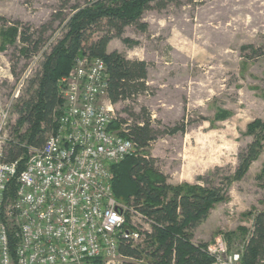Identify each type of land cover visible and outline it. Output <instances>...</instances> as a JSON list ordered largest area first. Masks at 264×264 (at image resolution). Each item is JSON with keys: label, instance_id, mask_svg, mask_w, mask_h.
I'll use <instances>...</instances> for the list:
<instances>
[{"label": "rangeland", "instance_id": "rangeland-1", "mask_svg": "<svg viewBox=\"0 0 264 264\" xmlns=\"http://www.w3.org/2000/svg\"><path fill=\"white\" fill-rule=\"evenodd\" d=\"M87 1L0 0V46L2 31L16 21L45 40L29 56L19 41L0 50V116L8 113L3 147L18 140L13 132L17 100L30 96L43 53L62 37L73 6ZM142 21L146 31L128 26L127 41L114 38L109 45L110 51L149 64L148 90L115 104L116 116L131 123L132 113L146 109L158 135L137 155L153 159L168 183L203 186L209 179L219 184L235 174L239 153L254 140L246 133L248 124L264 120V0H177L164 9L153 3ZM177 123L184 124V133H164ZM263 168L264 148L247 174L233 180L229 199L216 204L196 230L197 241L221 237L231 250H241L240 228L247 234L253 222L245 213L263 207L264 180L258 178Z\"/></svg>", "mask_w": 264, "mask_h": 264}, {"label": "trees", "instance_id": "trees-1", "mask_svg": "<svg viewBox=\"0 0 264 264\" xmlns=\"http://www.w3.org/2000/svg\"><path fill=\"white\" fill-rule=\"evenodd\" d=\"M177 0H88L85 5H74L65 24L62 37L43 53L41 69L30 80L31 93L28 98L17 100L19 115L13 130L18 140L4 145L0 160L18 163V173L25 165L29 147H41L47 136L57 128V118L63 99L60 95L59 79L71 71L75 58L89 55L105 61L108 74V97L113 104L134 100L148 90V68L145 60L129 59L118 50H109L114 38H123L125 28L131 25L146 31L148 25L142 21L143 14L153 3L164 9ZM24 27L16 21L2 31L0 50L18 41L25 55L39 52L45 42L42 35ZM134 121L122 117L113 120L111 127L120 130L126 126L127 134L140 150L148 148L157 138L158 131L153 120L142 109V114L132 113ZM27 129L21 132L23 126ZM185 132L184 124L167 126L164 133L174 135ZM246 133L254 140L239 153V162L233 176H225L219 184L206 179V185L168 183L167 177L156 167L153 159L142 155H131L112 166L113 191L118 201L133 206L152 221L151 230L145 233L144 244L134 246L122 240V255L141 259L148 264H213V258L203 251L208 243L196 242L197 227L210 215L216 204L229 199L228 188L233 180H241L264 148V120L255 119L247 126ZM264 180V168L258 176ZM13 181H16L14 179ZM264 187V181H263ZM14 188V182L12 184ZM262 209L251 210L252 229L244 232L240 264H264V199ZM230 239V236H229ZM14 240L12 252L15 257Z\"/></svg>", "mask_w": 264, "mask_h": 264}, {"label": "built area", "instance_id": "built-area-1", "mask_svg": "<svg viewBox=\"0 0 264 264\" xmlns=\"http://www.w3.org/2000/svg\"><path fill=\"white\" fill-rule=\"evenodd\" d=\"M59 89L63 105L45 144L29 147L20 173L21 159L0 160V264H141L122 255L120 243L144 244L152 221L117 200L112 171L141 150L121 134L125 125L111 127L117 116L105 61L76 57ZM7 114L0 116V156ZM203 251L213 264H240L242 256L221 237Z\"/></svg>", "mask_w": 264, "mask_h": 264}, {"label": "crops", "instance_id": "crops-1", "mask_svg": "<svg viewBox=\"0 0 264 264\" xmlns=\"http://www.w3.org/2000/svg\"><path fill=\"white\" fill-rule=\"evenodd\" d=\"M109 45H110V44H109ZM109 50H110V46H109ZM201 224H202V223H201ZM201 224L197 227V229L201 226ZM197 229H196V230H197ZM196 239H197V238H196V233H195V241H196V242H204V241H197Z\"/></svg>", "mask_w": 264, "mask_h": 264}]
</instances>
